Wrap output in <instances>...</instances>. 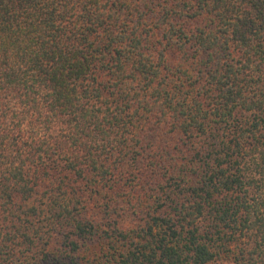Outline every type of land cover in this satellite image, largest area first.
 <instances>
[{
  "label": "trees",
  "instance_id": "trees-1",
  "mask_svg": "<svg viewBox=\"0 0 264 264\" xmlns=\"http://www.w3.org/2000/svg\"><path fill=\"white\" fill-rule=\"evenodd\" d=\"M264 264V0H0V264Z\"/></svg>",
  "mask_w": 264,
  "mask_h": 264
},
{
  "label": "rangeland",
  "instance_id": "rangeland-1",
  "mask_svg": "<svg viewBox=\"0 0 264 264\" xmlns=\"http://www.w3.org/2000/svg\"><path fill=\"white\" fill-rule=\"evenodd\" d=\"M218 264H231V263L221 262V263H218Z\"/></svg>",
  "mask_w": 264,
  "mask_h": 264
}]
</instances>
